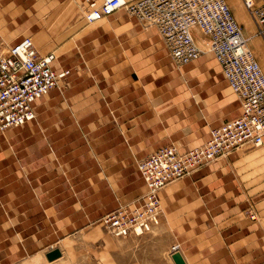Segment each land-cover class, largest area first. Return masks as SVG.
<instances>
[{
    "label": "crops",
    "instance_id": "0c3cea01",
    "mask_svg": "<svg viewBox=\"0 0 264 264\" xmlns=\"http://www.w3.org/2000/svg\"><path fill=\"white\" fill-rule=\"evenodd\" d=\"M54 1L0 0V48L38 33L42 8ZM150 62L117 55L55 60L54 69L69 71L58 85L60 103L52 104V89L43 98L51 104H34L33 121L0 131V264H64L45 256L119 206L140 203L146 188L139 160L170 144L181 145V154L201 147L211 130L240 115L239 104L234 117L199 119L196 79L212 77V62L188 68L174 89L156 87L162 67ZM159 198V226L137 238L143 264H167L168 251L185 264H264V138L262 147L233 151L168 185ZM117 256L135 264L129 253Z\"/></svg>",
    "mask_w": 264,
    "mask_h": 264
},
{
    "label": "built area",
    "instance_id": "2783aa9c",
    "mask_svg": "<svg viewBox=\"0 0 264 264\" xmlns=\"http://www.w3.org/2000/svg\"><path fill=\"white\" fill-rule=\"evenodd\" d=\"M70 1L80 8L81 20L87 25L124 11L154 28L176 66L188 65L201 56L193 37V31L198 30L207 37L209 50L240 104V115L211 130L203 146L183 154L174 146L164 147L137 164L146 188L140 203L119 206L100 222L114 238L142 237L160 224L161 190L233 151L262 147L264 74L225 0ZM240 1L264 40V1ZM55 60L52 53L40 55L30 37L0 52V131L34 120V104L69 75L67 70L54 69ZM249 218L255 220V215L251 213Z\"/></svg>",
    "mask_w": 264,
    "mask_h": 264
},
{
    "label": "rangeland",
    "instance_id": "374dc122",
    "mask_svg": "<svg viewBox=\"0 0 264 264\" xmlns=\"http://www.w3.org/2000/svg\"><path fill=\"white\" fill-rule=\"evenodd\" d=\"M263 1L260 0V3ZM225 2L239 24L248 48L264 74V40L258 33L257 23L243 7L240 0H225ZM42 5L44 4L40 2V7ZM48 10H53V13L49 15ZM39 20L43 25L40 31L24 36L33 38L30 37L40 55L52 53L58 62L106 61L116 55L123 61H151V66L162 67L158 72H155L157 74L154 78L156 87L167 85V88L170 89L177 88L180 84L183 85L188 78V70L193 72L201 61H210L213 63L212 77L206 80L200 77L203 82H197L200 79H196V89L200 91V97L195 98L197 102L192 99L193 107H198L199 119L204 115L208 122L216 123L228 117H234L239 111V101L227 87L220 68L209 50L207 37L198 30L193 31V37L202 51L200 59L189 65L176 66L165 51L157 31L139 23L125 12L87 25L81 20V10L76 3L70 0H55L54 5L45 4L42 8V17ZM4 47L0 48V52L6 51L7 47ZM45 47L48 50H44ZM43 50L44 52H42ZM105 51L107 54L102 55ZM191 67H195V69H188ZM56 90L57 98L52 100V104L60 103L63 84L60 89ZM49 99L51 98L47 97L38 104L41 106L51 104ZM194 102L197 104L194 105ZM170 146L181 150L179 144H170ZM142 160H139L137 164ZM137 240L139 239H134V237L114 238L106 232L101 223H97L66 238L60 243L58 249L54 250L62 251V255L58 259L64 264H121V258L117 255H126V253L132 255L135 264H143V245ZM112 253L115 257H112ZM173 253L172 251L166 253L167 264H171L170 256ZM151 262L159 264V261L154 262L153 258H151Z\"/></svg>",
    "mask_w": 264,
    "mask_h": 264
},
{
    "label": "water",
    "instance_id": "95a60500",
    "mask_svg": "<svg viewBox=\"0 0 264 264\" xmlns=\"http://www.w3.org/2000/svg\"><path fill=\"white\" fill-rule=\"evenodd\" d=\"M61 254L58 250H53L46 254V259L48 262H52L53 260H56L60 258ZM170 259L173 264H185L182 256L179 252H175L170 256Z\"/></svg>",
    "mask_w": 264,
    "mask_h": 264
},
{
    "label": "bare ground",
    "instance_id": "6f19581e",
    "mask_svg": "<svg viewBox=\"0 0 264 264\" xmlns=\"http://www.w3.org/2000/svg\"><path fill=\"white\" fill-rule=\"evenodd\" d=\"M72 2V1H71ZM74 3V2H73ZM34 44V43H33ZM35 47V46H34Z\"/></svg>",
    "mask_w": 264,
    "mask_h": 264
}]
</instances>
